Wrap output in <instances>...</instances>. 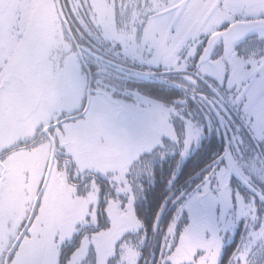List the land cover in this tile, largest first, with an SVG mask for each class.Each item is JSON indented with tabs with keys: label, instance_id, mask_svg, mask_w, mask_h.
<instances>
[{
	"label": "snow or ice",
	"instance_id": "obj_1",
	"mask_svg": "<svg viewBox=\"0 0 264 264\" xmlns=\"http://www.w3.org/2000/svg\"><path fill=\"white\" fill-rule=\"evenodd\" d=\"M249 33L264 45V0H0V264H264L254 203L223 259L198 205L183 231L166 211L137 215L133 170L152 145L122 135L113 99L127 75L194 82L222 43L236 101L264 118V48L236 50ZM159 130L176 139L168 115Z\"/></svg>",
	"mask_w": 264,
	"mask_h": 264
},
{
	"label": "flooded vegetation",
	"instance_id": "obj_2",
	"mask_svg": "<svg viewBox=\"0 0 264 264\" xmlns=\"http://www.w3.org/2000/svg\"><path fill=\"white\" fill-rule=\"evenodd\" d=\"M247 40L250 47L236 44L237 53L244 58L264 48L255 33H249ZM221 58H225L222 43L211 53V61ZM104 71V64H94L92 74L81 75L92 81L93 74L103 78ZM195 75L194 82L159 72L127 75L119 81L120 91L113 95L114 100L127 105L139 120L146 108L155 106L168 115L176 137L159 132L156 146L141 153V160L133 170V178L141 189L135 199L136 213L149 211L151 204L158 200L161 201L159 209L166 211L165 223L169 222L192 195L202 198L209 191L216 172L224 166L232 203L235 197H240L244 210L254 203L257 213L264 215V131L251 130L250 124L243 120L246 105L236 101L235 89H224L209 74ZM157 124L160 129V123ZM117 126L131 143L126 131L129 127ZM197 129L203 132L197 144L189 143L185 148L188 134ZM213 143L217 154L212 150ZM158 181L160 189L154 186ZM186 222L182 214L177 222L178 230L181 231ZM236 226L232 238L221 249L222 259L246 236L245 221L241 220Z\"/></svg>",
	"mask_w": 264,
	"mask_h": 264
},
{
	"label": "rangeland",
	"instance_id": "obj_3",
	"mask_svg": "<svg viewBox=\"0 0 264 264\" xmlns=\"http://www.w3.org/2000/svg\"><path fill=\"white\" fill-rule=\"evenodd\" d=\"M218 61H220L218 67L215 61L205 64L201 73L213 76L218 84L223 85L224 89H235L236 91V88L232 87V83L236 82L239 78L235 65L231 61H228L226 56ZM245 105L247 110L243 120L250 124L251 130L256 129L258 132H263L264 118L254 116L251 106L247 103ZM162 115L164 113L158 111L155 106H150L146 108L143 118L139 120V117L128 108V110L122 111L115 117V124L122 128L129 127L126 131L133 145H152L154 147L160 136L159 125L157 123H160ZM117 128L119 127L117 126ZM202 133L201 129L194 130L191 134L193 139L189 143L197 144L196 142ZM193 146L195 148L196 145ZM227 182L228 174L225 167L222 166L216 172V177L212 183L213 186L202 198L192 195L191 198L179 207L180 209L175 215L178 217L177 222H179L182 214H185V218L187 219L181 231L192 223L191 209L193 206L198 205L203 210L202 223L208 235H211L213 231L217 232L220 236L222 247L232 238V234L236 231V225L243 220L241 212L244 210V205L241 204L240 197H235V201L232 203Z\"/></svg>",
	"mask_w": 264,
	"mask_h": 264
},
{
	"label": "trees",
	"instance_id": "obj_4",
	"mask_svg": "<svg viewBox=\"0 0 264 264\" xmlns=\"http://www.w3.org/2000/svg\"><path fill=\"white\" fill-rule=\"evenodd\" d=\"M212 150H213V152L215 153V154H217L216 153V149H215V143H213V145H212ZM199 151V150H198ZM184 166L183 167H185L186 168V165H185V163L183 164ZM154 186H156V187H158L159 189H160V187H159V181H158V184H156V185H154ZM155 198V197H154ZM160 203H161V201L159 202L158 200H156V201H154L152 204H151V207H150V210L149 211H142V212H140L139 214H138V216H140L142 219L143 218H145V216L148 214V213H150V212H154V211H156L157 209H159V205H160Z\"/></svg>",
	"mask_w": 264,
	"mask_h": 264
}]
</instances>
